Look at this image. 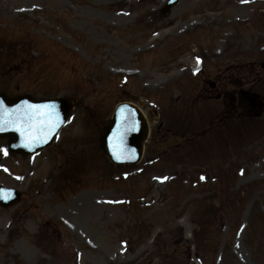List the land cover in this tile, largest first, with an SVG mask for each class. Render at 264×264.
Here are the masks:
<instances>
[{
  "label": "rangeland",
  "instance_id": "374dc122",
  "mask_svg": "<svg viewBox=\"0 0 264 264\" xmlns=\"http://www.w3.org/2000/svg\"><path fill=\"white\" fill-rule=\"evenodd\" d=\"M165 1L0 0V91L76 102L35 157L0 139V264H264V108L225 102H264V0ZM122 101L159 113L134 167L100 142Z\"/></svg>",
  "mask_w": 264,
  "mask_h": 264
},
{
  "label": "water",
  "instance_id": "95a60500",
  "mask_svg": "<svg viewBox=\"0 0 264 264\" xmlns=\"http://www.w3.org/2000/svg\"><path fill=\"white\" fill-rule=\"evenodd\" d=\"M71 107L72 103L62 98L35 101L22 97L10 101L0 95V136L10 138L8 149L11 152L34 154L52 143L67 121ZM146 135L147 124L142 115L137 108L126 104L117 109L102 141L114 163H133L141 155ZM0 193L10 195L2 201L5 206L19 200V193L14 190L0 187Z\"/></svg>",
  "mask_w": 264,
  "mask_h": 264
},
{
  "label": "snow or ice",
  "instance_id": "6c2138e0",
  "mask_svg": "<svg viewBox=\"0 0 264 264\" xmlns=\"http://www.w3.org/2000/svg\"><path fill=\"white\" fill-rule=\"evenodd\" d=\"M29 119H31V117H29ZM5 123H7V122H5ZM52 126L54 127L55 125L53 124Z\"/></svg>",
  "mask_w": 264,
  "mask_h": 264
}]
</instances>
